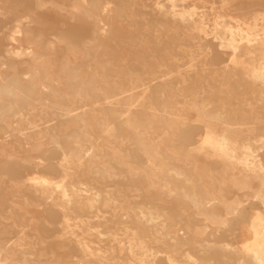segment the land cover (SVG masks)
<instances>
[{"label":"bare ground","instance_id":"obj_1","mask_svg":"<svg viewBox=\"0 0 264 264\" xmlns=\"http://www.w3.org/2000/svg\"><path fill=\"white\" fill-rule=\"evenodd\" d=\"M157 6L0 0V264H264V0Z\"/></svg>","mask_w":264,"mask_h":264},{"label":"rangeland","instance_id":"obj_2","mask_svg":"<svg viewBox=\"0 0 264 264\" xmlns=\"http://www.w3.org/2000/svg\"><path fill=\"white\" fill-rule=\"evenodd\" d=\"M145 1L149 5V7H147V8L144 7V8H141L140 10H141L142 13H147V14H143V16L145 18L153 19L152 11L158 7L157 6L158 0H145ZM162 1H164V0H162ZM222 1L223 0H218V2H222ZM233 1H235V0H233ZM217 6H220V4H217ZM143 16L138 19L139 21L137 23H134V26L131 28V29H133V32L129 33V34H126V35H129L131 37H136V38H142V39H143V37L149 38V40L151 42H153V46H155L154 45L155 39L152 37L150 31L148 30V28H147L148 25H147L145 19L143 18ZM117 27H115V28H117ZM84 29L85 28L83 27V29H80V28L79 29H69V30L66 29L65 31H66L67 34L77 37ZM44 31H45L46 37H50L51 36L50 33H53L50 29H45ZM84 31H87V30H84ZM110 37H112V34H110ZM124 41H126L127 43L131 42V40L126 38V37H125ZM108 42H109V44H111L113 46H116V44L118 43L116 40H113V37L111 39H109ZM137 42L140 43L141 39L137 40ZM166 45L169 46L170 44L168 43ZM125 47H129V45H125ZM1 51H2V49H0V52ZM158 51H160V50H158ZM159 53H162V51H160ZM121 54H120V56H121ZM130 62H131V66H132V68L134 70L141 72L142 69H141L140 64L135 63L133 60L130 61ZM140 158H141V160H144L143 157H140ZM177 203L179 204V206L184 205L183 201H179ZM245 230H247V229L243 228V229L240 230V232L237 233V235L235 236V242L236 243L240 244V243L244 242L246 240V238L250 237L249 234H248V230L247 231H245Z\"/></svg>","mask_w":264,"mask_h":264}]
</instances>
